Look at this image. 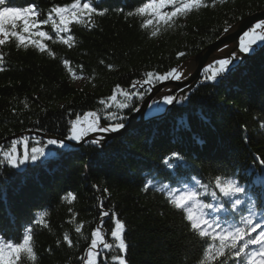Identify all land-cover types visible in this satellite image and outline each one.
<instances>
[{
	"label": "trees",
	"instance_id": "16d2710c",
	"mask_svg": "<svg viewBox=\"0 0 264 264\" xmlns=\"http://www.w3.org/2000/svg\"><path fill=\"white\" fill-rule=\"evenodd\" d=\"M12 2L36 4L43 18L51 7L71 0ZM141 2L93 0L107 14L95 17L94 28L74 25L76 46L71 49L58 41H45L56 53L55 59L14 43L0 49L5 53V70L0 72V148L6 150L25 137L29 148L36 140L63 139L78 117L88 112L107 116L115 110H106L100 101L107 100L116 85L127 88L147 71L164 73L183 65L225 37V26L233 27L264 11V0H216L215 7L194 12L181 19L180 26L153 38L151 28L142 27V18L125 15ZM181 51L188 55L178 59ZM65 59L78 74L77 66L83 65L85 78L73 80L63 66ZM108 64L113 70L107 69ZM189 91L185 103H175L164 114L125 133L112 134L103 147L87 142L72 149L49 147L50 152L63 155L50 157L43 165H28L20 175L0 166V176L10 177L0 180V236L17 239L39 213L47 212L48 227L33 224L38 264H83L79 257L88 244L84 237L90 239L91 229L99 222L102 201L126 223L128 264H197L203 241L192 236L163 194L144 192V182L170 183L162 159L177 150L185 154L192 175L208 176L220 170L249 180L262 173L264 50L247 58L221 83H198ZM143 101L136 103L141 106ZM134 113L122 114L129 119ZM17 148L23 150V143ZM69 192L77 197L72 204L62 199ZM74 213L77 222L85 223L83 237L68 223ZM104 224L108 232L110 219L104 218ZM65 232L74 247L58 244ZM105 255L112 253L102 251L101 256ZM107 264H112L110 258Z\"/></svg>",
	"mask_w": 264,
	"mask_h": 264
},
{
	"label": "snow or ice",
	"instance_id": "6c2138e0",
	"mask_svg": "<svg viewBox=\"0 0 264 264\" xmlns=\"http://www.w3.org/2000/svg\"><path fill=\"white\" fill-rule=\"evenodd\" d=\"M223 2V0H221ZM216 0H142L134 10L128 11L126 17H139L144 21L142 27L151 28V37L156 38L162 32L180 26L179 21L201 9L215 7ZM119 11L123 12V9ZM106 9L94 6L93 0H71L65 5H55L41 18V10L34 3L25 6L13 4L12 0H0V49L15 44L17 48L32 47L41 54H47L53 59L56 53L49 47L48 42H56L73 48L76 38L73 34L74 25L85 28L96 27L95 17H103ZM227 24V22H226ZM50 30H46L49 29ZM231 25L224 27L227 33ZM264 45V21L256 23L244 33L239 44V52L244 56L255 54L256 47ZM222 50V49H221ZM188 53L181 51L177 58L185 57ZM240 57L233 53L230 57L221 58L209 65L211 72L206 71L203 81L218 84L223 81L238 65L235 61ZM5 53L0 51V72L3 67ZM101 64L105 62L100 61ZM64 68L71 74L73 80L84 79L83 65H78L79 74L71 66V61L63 60ZM107 69L114 66L108 64ZM184 71L179 67L159 73L147 71L139 80L130 82L127 88L116 85L113 94L100 103L106 105L107 116L96 112H88L84 117H78L71 122L68 134L63 139L48 138L46 142L36 140L29 148V138L15 140L6 150L0 148V166L16 170L14 175L26 172L28 165H43L49 158L55 159L63 153L50 152L49 147L56 149H70L72 143L87 142L103 147L107 135L122 134L127 130L128 117L125 110L140 113L141 107L136 101H143L146 95H151L153 89L167 81H181L187 79ZM94 86V85H93ZM170 91V89H167ZM118 96L122 97L118 101ZM188 96L178 98L176 95H165L161 101L153 104L172 106L176 102L183 103ZM27 108L28 105L25 104ZM151 107V105H149ZM156 112L163 111L161 107ZM89 118H91L89 120ZM82 120L88 121L87 129L82 126ZM107 123L102 124V121ZM264 127V125H262ZM91 135V139L88 136ZM23 143V150L17 145ZM164 174L170 183L159 186L149 179L144 182L143 191L150 189L164 195L170 208L176 210L185 223L187 230L195 238L203 241L201 255L197 264H264V159L259 160L262 173L256 174L251 181L242 179L235 172L231 175L217 170L215 174L203 176L192 175L183 152L172 151L162 159ZM255 172V169L252 170ZM251 175V173H249ZM10 177L0 176V180ZM259 189V190H257ZM97 191L99 188L97 187ZM105 192L108 189H104ZM63 201L72 204L76 195L69 192L63 196ZM99 222L91 229L90 239L85 254L79 259L83 264H107L110 258L112 264H128L126 254L129 244L126 239V223L113 211L99 204ZM71 211V210H70ZM47 212H41L33 221L34 225L48 227ZM110 219V228L105 232L104 218ZM74 224V232L84 236V222H77V214H72L68 220ZM33 224L25 227L17 239L0 236V264H38V254L35 248ZM110 237V239H109ZM69 248L74 247V241L65 232L62 241ZM112 253L110 257L101 256V252Z\"/></svg>",
	"mask_w": 264,
	"mask_h": 264
},
{
	"label": "water",
	"instance_id": "95a60500",
	"mask_svg": "<svg viewBox=\"0 0 264 264\" xmlns=\"http://www.w3.org/2000/svg\"><path fill=\"white\" fill-rule=\"evenodd\" d=\"M264 20V11L255 14L249 17L247 20L242 21L239 24L234 25L228 33L211 45L205 53L199 55L198 57L192 58L188 67L186 69L185 75L191 70H197L193 77L187 82H166L164 84H159L156 88L153 89L151 95H149L144 103L141 106V112L135 113L131 119H129L127 131L131 128L135 127L138 124H141L144 121L145 108L151 102V100L155 97L157 93H159L165 86L171 85L177 87V89L185 88V87H193L197 80L200 78V73L204 67V65L212 62L214 59H220L229 57L230 53L234 52L237 49L239 38L250 28H252L256 23ZM222 49V50H221ZM139 120V121H138ZM125 133V131H124ZM48 138V136H44ZM111 135H107L104 143L111 139ZM73 145V144H72ZM80 146V145H79ZM78 147V146H76Z\"/></svg>",
	"mask_w": 264,
	"mask_h": 264
},
{
	"label": "rangeland",
	"instance_id": "374dc122",
	"mask_svg": "<svg viewBox=\"0 0 264 264\" xmlns=\"http://www.w3.org/2000/svg\"><path fill=\"white\" fill-rule=\"evenodd\" d=\"M264 21V20H263ZM232 28V27H231ZM230 28V29H231ZM229 29V30H230ZM244 38V34L240 37V39L239 40H237L238 41V46H237V49L234 51V52H232V53H230V56L233 54V53H235L237 56H239L240 57V59L239 60H237V61H235V64L236 65H240V64H242L245 60H247V58H249V57H252L253 55H250V56H244L243 54H241L240 52H239V44H240V41H241V39H243ZM254 47H256V52L255 53H257V52H259V51H261V50H264V45H259V46H254ZM229 56V57H230ZM225 58H227V57H225ZM221 59V58H220ZM216 60H218V59H214V60H212V62H210V63H208V64H206V65H204V67H203V74H202V76H201V78H200V80L198 81V83H200V84H202V83H206V82H204L203 81V77H204V75H206L207 73H206V71L205 70H207V72H211L212 70H213V68H210L209 67V65H212L213 64V62L214 61H216ZM190 61H191V59L189 60V61H187V62H185L183 65H180V66H178L181 70H183L184 71V73L186 72V69H187V67H188V64L190 63ZM175 68H177V67H175ZM236 69V68H235ZM196 71L197 70H191V71H189L187 74H186V76L188 77L187 79H181V81H167V82H187V81H189L192 77H193V75L196 73ZM228 75V74H227ZM226 75V76H227ZM166 83V82H165ZM208 83H210V82H208ZM76 85H80V81H77V84ZM167 89H170V91L169 90H167ZM189 90H186V89H182V90H178L177 89V87H174V86H171V85H168V86H165L159 93H157L156 95H155V97L151 100V102L146 106V108H145V119L146 120H149V119H152V118H155V117H157V116H160V115H162V114H164V112H165V110L167 109V107H168V105H162V104H153L152 102L153 101H157V102H159V101H161V99H162V97L163 96H165V95H171V94H174V95H176L178 98H180V97H183V96H185V95H187L188 96V94H189ZM186 102V100L185 101H183V103H185ZM177 104H183V103H180V102H176ZM175 104V103H174ZM149 105H151V107H149ZM157 107H161L162 109H163V111H160V112H156L155 111V109L157 108ZM91 118H89V120H90ZM87 124H88V121H83L82 122V126L85 128V130L87 129Z\"/></svg>",
	"mask_w": 264,
	"mask_h": 264
},
{
	"label": "bare ground",
	"instance_id": "6f19581e",
	"mask_svg": "<svg viewBox=\"0 0 264 264\" xmlns=\"http://www.w3.org/2000/svg\"><path fill=\"white\" fill-rule=\"evenodd\" d=\"M252 179H249L248 181H251Z\"/></svg>",
	"mask_w": 264,
	"mask_h": 264
}]
</instances>
